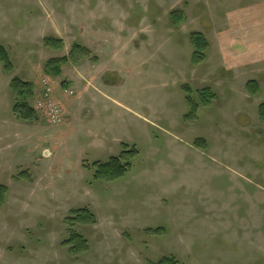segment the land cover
<instances>
[{"label": "rangeland", "instance_id": "obj_1", "mask_svg": "<svg viewBox=\"0 0 264 264\" xmlns=\"http://www.w3.org/2000/svg\"><path fill=\"white\" fill-rule=\"evenodd\" d=\"M234 5L0 0L14 66L0 62V264H264V35L240 49L220 34ZM193 33L208 44L199 63ZM75 44L90 55L48 72ZM15 78L33 85L32 121L14 114ZM122 155L124 177H97ZM82 209L94 221L74 224ZM74 234L86 250L68 244Z\"/></svg>", "mask_w": 264, "mask_h": 264}, {"label": "trees", "instance_id": "obj_2", "mask_svg": "<svg viewBox=\"0 0 264 264\" xmlns=\"http://www.w3.org/2000/svg\"><path fill=\"white\" fill-rule=\"evenodd\" d=\"M173 20L175 25L179 23V17H177L176 13H173ZM191 41L195 48L194 53V61L197 63L200 62L201 53L205 51L207 48V40L203 36V34L200 33H193L191 35ZM46 46L52 47L55 44L63 45L62 41L56 40L54 38H47ZM200 53V54H199ZM90 55L89 50L87 48L82 47L79 44H75L72 47V50L67 58H64L62 60H52L47 64V71L52 73L55 76H61V68L62 65H66L68 63L78 64L82 60L83 57H87ZM0 62L3 65L4 71L8 74L12 73L14 71L13 62L11 60L10 55L8 54L7 50L0 46ZM248 88L251 93H255L257 90V83L256 82H249ZM11 91L13 95L16 97V104L14 106V114L22 121H32L36 116V111L33 107L30 106L28 103L29 98L33 95V85L28 81H23L19 78H15L11 82ZM191 94V92H190ZM204 95L206 96V99L210 98V92L207 90L204 91ZM188 99H191L188 96ZM191 106H193V109L191 110V115H195L197 113V106L193 103L192 99L190 101ZM189 103V104H190ZM260 118L264 120V105L260 107ZM126 153V152H124ZM123 158V159H122ZM125 157L121 158H111L108 163L106 164H96L98 167L97 169V177L102 180H108V181H115L122 177H124L127 173L128 165L123 164V160ZM8 189L6 186H3L0 184V203H2L5 200V195L7 193ZM74 217L70 219L74 224L75 222L85 223L87 224L90 221H94V216L86 209L75 211L73 214ZM68 244H71L73 246V249L78 251L86 250L87 246L84 241V239L78 235L74 234L72 236V239L68 241ZM155 264H178L173 258H164L160 262Z\"/></svg>", "mask_w": 264, "mask_h": 264}, {"label": "crops", "instance_id": "obj_3", "mask_svg": "<svg viewBox=\"0 0 264 264\" xmlns=\"http://www.w3.org/2000/svg\"><path fill=\"white\" fill-rule=\"evenodd\" d=\"M235 1L238 5H234L233 9L227 10L222 16L226 23L220 34L240 36L234 44L237 47L240 45V49L241 46L247 49L241 40L249 43L251 39L249 35L259 36V38L264 35V0H244L250 2V5L243 8L240 7V0ZM259 45L260 49H264L262 42Z\"/></svg>", "mask_w": 264, "mask_h": 264}, {"label": "built area", "instance_id": "obj_4", "mask_svg": "<svg viewBox=\"0 0 264 264\" xmlns=\"http://www.w3.org/2000/svg\"><path fill=\"white\" fill-rule=\"evenodd\" d=\"M65 86H67V88H69V86L67 84H65ZM66 89V91H68V89ZM51 93H52V87L48 85V83L46 82V90L43 92V97L45 100H47L46 102H48V109H51L48 111L50 119L52 121L53 124H57V123H61L62 119H63V114H61L59 109H55L51 107L50 105V98H51ZM45 111H47L46 107L42 108Z\"/></svg>", "mask_w": 264, "mask_h": 264}]
</instances>
